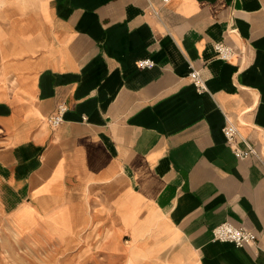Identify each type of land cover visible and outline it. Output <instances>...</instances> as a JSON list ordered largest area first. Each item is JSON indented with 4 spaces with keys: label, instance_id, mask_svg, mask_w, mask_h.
<instances>
[{
    "label": "crops",
    "instance_id": "1",
    "mask_svg": "<svg viewBox=\"0 0 264 264\" xmlns=\"http://www.w3.org/2000/svg\"><path fill=\"white\" fill-rule=\"evenodd\" d=\"M0 185L62 241L107 230L109 264H264V0H0ZM223 222L256 244L213 241Z\"/></svg>",
    "mask_w": 264,
    "mask_h": 264
},
{
    "label": "rangeland",
    "instance_id": "2",
    "mask_svg": "<svg viewBox=\"0 0 264 264\" xmlns=\"http://www.w3.org/2000/svg\"><path fill=\"white\" fill-rule=\"evenodd\" d=\"M13 192L0 185V264H109L104 257L107 230H76L64 235L62 241L58 232L45 230L41 217L45 204L28 203L24 197L11 201ZM25 206L35 209L37 218L32 229L22 231L13 215Z\"/></svg>",
    "mask_w": 264,
    "mask_h": 264
},
{
    "label": "built area",
    "instance_id": "3",
    "mask_svg": "<svg viewBox=\"0 0 264 264\" xmlns=\"http://www.w3.org/2000/svg\"><path fill=\"white\" fill-rule=\"evenodd\" d=\"M213 49L217 54V57L223 60H228L234 56V50L231 46L223 43H215ZM154 62L150 58H144L137 61L139 69H150L154 66ZM189 72L187 74L193 88L198 94L208 92L204 79L202 78L199 69L195 68L191 64L188 65ZM68 106L65 102H60L55 107L54 111L46 118V124L49 128L55 129L62 122L64 114L67 111ZM224 123L222 126V134L227 145L230 147L233 155L236 158L244 159L248 156L259 157L255 148L247 142V140L241 136L236 125L230 119L227 114H223ZM212 240L232 244L236 248H242L245 246H252L256 244L255 234L240 226H234L228 222L218 224L211 230Z\"/></svg>",
    "mask_w": 264,
    "mask_h": 264
}]
</instances>
